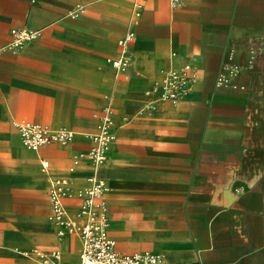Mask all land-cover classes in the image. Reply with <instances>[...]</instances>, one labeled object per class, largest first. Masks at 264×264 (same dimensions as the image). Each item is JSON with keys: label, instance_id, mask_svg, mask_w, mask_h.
Returning <instances> with one entry per match:
<instances>
[{"label": "crops", "instance_id": "crops-1", "mask_svg": "<svg viewBox=\"0 0 264 264\" xmlns=\"http://www.w3.org/2000/svg\"><path fill=\"white\" fill-rule=\"evenodd\" d=\"M15 28L35 37L12 47ZM129 34V63L115 66ZM227 62L241 72L218 86ZM186 63L195 74L173 103L157 83ZM105 110L115 137L95 166L77 156ZM22 120L75 136L32 149ZM93 173L121 253L264 264V0H0V222L12 232L0 233V264H44L33 247L81 264L82 240L55 221L49 186L67 175L78 189ZM45 188L48 199L16 202ZM81 203L66 199L78 221Z\"/></svg>", "mask_w": 264, "mask_h": 264}, {"label": "built area", "instance_id": "built-area-1", "mask_svg": "<svg viewBox=\"0 0 264 264\" xmlns=\"http://www.w3.org/2000/svg\"><path fill=\"white\" fill-rule=\"evenodd\" d=\"M178 0H174L177 2ZM15 38L12 47H20L24 42L35 37L33 30L13 29ZM132 34L127 35L120 41L123 56L114 59L113 64L118 67H126L129 63L128 45ZM256 51L251 50L249 64L254 63ZM242 67L234 62H227L217 74L218 86L230 84L233 78L241 72ZM195 74V68L186 63L181 67L171 66L165 72L164 77L157 83L161 90V96L177 103L190 77ZM111 110H105L102 122L98 130L92 134L93 145L85 153L77 157H88L92 164L99 166L106 158L107 149L114 139L111 132ZM23 143L32 149L51 142L66 143L71 141L75 132L66 127L51 128L28 120L17 123ZM47 162L44 163V166ZM106 185L103 178L93 173L87 186L75 189L71 179L67 175L56 176L49 186V196L53 205V215L57 223L65 222L71 233L75 232L76 223L71 220V214L66 206V199L77 195L82 198L81 213L83 221L78 226L79 236L82 240L80 253L81 264H173L163 254L151 251L137 252L133 254L121 253L116 249L115 240L109 234L108 206L103 199ZM44 264H65L60 249H52L48 252L38 250Z\"/></svg>", "mask_w": 264, "mask_h": 264}, {"label": "rangeland", "instance_id": "rangeland-1", "mask_svg": "<svg viewBox=\"0 0 264 264\" xmlns=\"http://www.w3.org/2000/svg\"><path fill=\"white\" fill-rule=\"evenodd\" d=\"M70 142H71V141L66 142V143H62V142H60V143H58V144H63V145H65V144H69ZM27 147H28V146H27ZM42 161H44V159H43ZM51 181H52V180H51ZM51 181H50V183H51ZM8 191H9V190H8ZM18 193H19V192H18ZM31 197H34V198H33V199H31V198L26 199V198H22L21 195L18 194V195H17L16 202H17L18 205H20V206H25V205L29 204V203L32 202V201H38L39 199H43V200H45V199L47 198L46 188H45V191H42L41 193L36 194V196H31ZM49 198H50V196H49ZM47 199H48V198H47ZM50 200H51V198H50ZM39 201H40V200H39ZM51 202H52V201H51ZM71 220H72L73 222L76 223V228H75V232H74V234L79 236L78 226L81 225L82 221H78V220H76L75 218H73L72 215H71ZM9 225H10V223H8V222H6V221L0 222V227H1V228H0V233H1L3 236L7 237V238L12 234V232H11V227H10ZM40 249H41V247H33V248H31V249H28L27 251H28V253L34 254V256L38 257L39 260H40V262L43 263V262H42V259L40 258V255L38 254V250H40ZM23 253H24V252H23ZM24 254H25V253H24Z\"/></svg>", "mask_w": 264, "mask_h": 264}, {"label": "bare ground", "instance_id": "bare-ground-1", "mask_svg": "<svg viewBox=\"0 0 264 264\" xmlns=\"http://www.w3.org/2000/svg\"><path fill=\"white\" fill-rule=\"evenodd\" d=\"M137 12H138V11H136V13H137ZM60 224H62V226H64L67 230L70 231V229L68 228V226H66L65 222H62V223H60Z\"/></svg>", "mask_w": 264, "mask_h": 264}]
</instances>
